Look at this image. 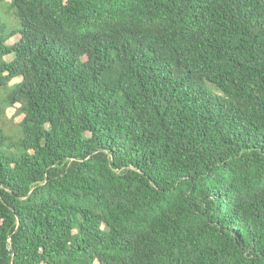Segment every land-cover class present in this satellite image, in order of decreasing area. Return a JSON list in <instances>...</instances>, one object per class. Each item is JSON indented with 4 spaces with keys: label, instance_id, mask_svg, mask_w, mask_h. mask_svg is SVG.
Listing matches in <instances>:
<instances>
[{
    "label": "trees",
    "instance_id": "obj_1",
    "mask_svg": "<svg viewBox=\"0 0 264 264\" xmlns=\"http://www.w3.org/2000/svg\"><path fill=\"white\" fill-rule=\"evenodd\" d=\"M0 7V264H264V0Z\"/></svg>",
    "mask_w": 264,
    "mask_h": 264
},
{
    "label": "rangeland",
    "instance_id": "obj_2",
    "mask_svg": "<svg viewBox=\"0 0 264 264\" xmlns=\"http://www.w3.org/2000/svg\"><path fill=\"white\" fill-rule=\"evenodd\" d=\"M7 2H10V0H6ZM1 8V7H0ZM1 10V14H2V19L11 25V27L14 29L15 28V22H14V19L13 17L10 15V14H6L5 11H2V8L0 9ZM18 39V37L16 36L15 38H13V41H16ZM12 57L13 56H8L6 57V60L7 61H10L12 60ZM21 80V78H17V79H14L11 84L13 83H17ZM210 91H212L214 94H216L217 96H221V94L219 92H217L216 90H214L213 88L211 87H208ZM3 97V95L0 93V99ZM16 108H18V105H16L14 108H9L7 111H6V115H7V118L9 119H12L13 122L15 123H18L22 120V115L20 114H17V111H16Z\"/></svg>",
    "mask_w": 264,
    "mask_h": 264
}]
</instances>
